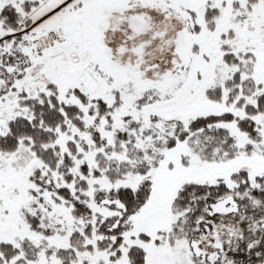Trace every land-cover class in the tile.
<instances>
[{
	"label": "snow or ice",
	"instance_id": "obj_1",
	"mask_svg": "<svg viewBox=\"0 0 264 264\" xmlns=\"http://www.w3.org/2000/svg\"><path fill=\"white\" fill-rule=\"evenodd\" d=\"M0 264H264V0H0Z\"/></svg>",
	"mask_w": 264,
	"mask_h": 264
}]
</instances>
